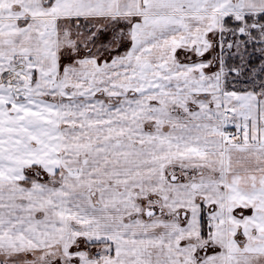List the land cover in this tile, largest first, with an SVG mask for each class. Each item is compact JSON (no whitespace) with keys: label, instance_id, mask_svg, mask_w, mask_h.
<instances>
[{"label":"snow or ice","instance_id":"snow-or-ice-1","mask_svg":"<svg viewBox=\"0 0 264 264\" xmlns=\"http://www.w3.org/2000/svg\"><path fill=\"white\" fill-rule=\"evenodd\" d=\"M0 264H264V0H0Z\"/></svg>","mask_w":264,"mask_h":264}]
</instances>
